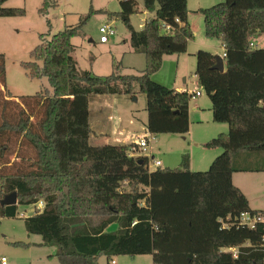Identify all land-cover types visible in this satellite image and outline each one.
Returning a JSON list of instances; mask_svg holds the SVG:
<instances>
[{
    "label": "trees",
    "instance_id": "16d2710c",
    "mask_svg": "<svg viewBox=\"0 0 264 264\" xmlns=\"http://www.w3.org/2000/svg\"><path fill=\"white\" fill-rule=\"evenodd\" d=\"M9 1L0 0V18L25 17V9L4 8ZM138 5L123 0L121 11L112 15L128 29L132 49L145 57L138 76L123 75L122 63L107 77L79 68L72 40L93 10L78 26L47 40L56 0H43L38 12L50 29L40 35L31 61L21 64L31 80L47 79L52 91L13 97L0 55V222L16 218L20 208L35 207L26 230L40 236L42 246L57 247L51 258L60 264H99L102 257L110 264L115 257L142 255L152 256L153 264H264V224L255 229L239 224L241 215H264V210H252L233 183L235 174L264 172V165H254V159H264V49L252 42L264 34V0H225L199 10L205 37L224 46L225 71L214 69L216 56L199 51L196 76L212 103L213 121L229 126L227 134L204 146L222 150L207 172L190 171L188 155L180 170L150 171L149 159L131 157V147L90 144L93 96L144 95L151 135L190 131L192 95L152 80L165 56L186 54L195 38L188 0H143L155 17L142 31L131 24ZM239 157L245 162L236 169ZM13 193L18 204L2 207ZM114 224L118 233H106ZM229 249H237L238 259Z\"/></svg>",
    "mask_w": 264,
    "mask_h": 264
},
{
    "label": "rangeland",
    "instance_id": "374dc122",
    "mask_svg": "<svg viewBox=\"0 0 264 264\" xmlns=\"http://www.w3.org/2000/svg\"><path fill=\"white\" fill-rule=\"evenodd\" d=\"M58 7L51 10L48 19L51 22V36H48L49 27L46 18L39 15V9L42 7L43 0H10L4 5V8L25 9V17L17 18H0V55L5 56L6 65V86L7 90L15 98L32 97L36 94L50 90L52 91L47 79L31 80L26 71L22 68V63L31 61L30 53L42 44L40 35H47V40L65 28L76 27L89 15L90 10L93 13L83 26L80 36L74 38L72 43L75 47L74 58L78 62L79 68L88 71L99 77L110 76L113 72V66L117 63L123 64V75L138 76L145 70V57L136 53L130 45V33L123 22L112 17L121 11L120 2L123 0H56ZM138 2L139 13L131 17V24L136 31H141L147 22L154 19L155 14L145 11L143 0ZM225 0H208L199 2V0H189V20L193 26L192 30L195 35L194 40L189 42L188 53L181 55L185 57L178 72L177 58L178 55L167 56L169 59L165 63L161 71L152 77V80L168 89L176 81V87H180L189 91L198 90L202 97L191 99L190 109L195 106H201L204 110L203 115L199 113H191L192 122L190 126L193 129V139L203 140L205 129L211 125L205 122V125L198 123L200 117L203 119L213 118L212 103L205 91L198 83L196 76L197 58L199 51L212 53V51L222 55L221 46L215 43L216 49L206 48L208 46H196V42H212L205 37L204 18L199 13L198 7L208 9L215 5L223 3ZM101 12V13H100ZM105 25H112L116 30V36L111 38L108 45L100 44L99 30ZM261 33L253 37V44L259 42V38H263ZM127 41V45H125ZM138 54V55H136ZM180 57V56H179ZM165 58V57H164ZM183 77L187 78V84H184ZM172 90V89H170ZM140 97L138 102H133L129 109L125 110L128 118H134V126H136L137 138L139 141L143 138H151L154 140L148 145L146 153L137 152V158H148L149 166L152 170L154 167L153 159L160 160L163 163L161 169H182L181 164L183 157L189 154L190 145L188 140H184L181 135H151L147 129L148 113L147 101L144 95ZM201 102L202 105L198 103ZM125 107V106H124ZM212 124V121H210ZM192 123V125H191ZM141 138V139H140ZM138 142V143H139ZM137 143V144H138ZM192 144V143H191ZM220 149L208 150L204 148L195 149L192 147L193 159L196 165L193 172H207L212 164L199 165L203 154L215 155ZM218 155V154H217ZM218 155V156H219ZM217 156V157H218ZM235 159L233 167L238 169L243 167L245 157ZM216 159V158H214ZM15 160V156H11V163ZM252 162V161H251ZM257 167L264 165V159H254ZM252 164V163H251ZM234 185L245 191L252 199L255 207H263L264 205V172L262 173H238L234 176ZM35 213L33 206L20 208L16 218L2 219L0 222V260L5 258L8 264H60L57 258L54 261L49 257L57 254V247L42 246L43 240L40 236L30 235L25 226V220ZM20 214L24 218L20 217ZM100 220V219H96ZM120 227L117 224L111 225L106 233H118ZM23 243L28 247H16L14 244ZM113 260L116 264H153L152 256L142 255L135 258L128 256L115 257ZM99 264H108L107 259L102 257ZM111 264V263H110Z\"/></svg>",
    "mask_w": 264,
    "mask_h": 264
},
{
    "label": "crops",
    "instance_id": "0c3cea01",
    "mask_svg": "<svg viewBox=\"0 0 264 264\" xmlns=\"http://www.w3.org/2000/svg\"><path fill=\"white\" fill-rule=\"evenodd\" d=\"M202 1H208V0H199V2H202ZM188 7H189V0H188ZM198 9H202L201 5H200V7H198ZM189 22H190V20H189ZM189 24H190L191 28H193L191 23H189ZM193 30H194V28H193ZM208 41H212V42H196L195 41L193 44H195L198 47L208 46L206 48L216 49L215 43H218L221 46L222 55H220L218 53V51H216V52L212 51V54L214 56H218V57L224 59L225 49H224V46L221 43V41L215 40V39H208ZM126 42L127 41H125V45H127ZM108 44H101V45L106 46ZM188 47H189V45H188ZM254 47L264 49V36H263V38H259V42L255 43ZM187 53H188V51H187ZM136 55H138V54H136ZM185 57L186 56H184V58H181V55H180V57L178 56V58H177L178 72H180L179 67H180L181 63L182 62L184 63V61L186 60ZM168 59L169 58L167 56H165L164 61H163V67H164V64L167 62ZM167 63H169V62H167ZM224 65H225V61H224ZM187 81H188L187 78L183 77L184 84H187ZM168 86H171L170 89L175 90V91L180 92V93L187 92L188 94H194V92L198 91L197 89L194 91H189V90H186V89H183L180 87H176V81L172 85H168ZM200 97H202V94L197 98H200ZM139 99H140V97H138V96H136V97H126V96H93V97H91L90 102H89L90 126H91V130H92V134L90 137V144L94 147H102V146L133 147V146H137V143L139 141L135 140L137 138V131H136V126H134V118H128L129 115H127L125 113V110L130 108L129 105L131 103L138 102ZM194 99H196V98H194ZM198 104L202 105L201 102H199ZM203 111L204 110L201 108V106L200 107L195 106L193 109L191 108L190 109V120H191V122H192V118H191L192 114L191 113H199L202 116ZM210 121H212V124H210L211 123ZM205 122H207L208 125H211V126H209L207 128V130L205 129L203 131V132H205V135H206L203 140L201 139V141H198V140L193 139L194 132H193L192 126H190L189 133L187 135L183 136L184 140H186V141L188 140V143L190 145H192V146H190V149H188L189 154H187L189 156V159H190V171H192V172H193V167L196 165V163L193 159V152L194 151L193 152L191 151L192 147H194L195 149H200V148L206 149L204 146L210 140L216 138L220 134H227L229 132V126L227 124L215 123L213 121V118L211 120L210 118L208 119V117L206 119H203V117H200L198 123L200 125L204 126ZM191 125H192V123H191ZM218 151L219 150H217L215 155L213 154V155L208 156V154H206V153L203 154L202 160L199 161V165H205L206 166V165L211 164V162H213L215 160L214 158H217V156L219 155ZM221 153H222V150H221ZM152 159H154V157H152ZM156 161H160V160H156ZM160 162L162 163V161H160ZM162 166H163V163H162ZM234 176H233V182H234ZM239 189L247 197L249 204H250V208L252 210H254V211L264 210V205H263V207H259V208L255 207L253 204V201L249 197V195L245 191H243L241 188H239ZM51 257H54V256H51ZM51 257H49V258L53 262L54 258H51Z\"/></svg>",
    "mask_w": 264,
    "mask_h": 264
},
{
    "label": "built area",
    "instance_id": "2783aa9c",
    "mask_svg": "<svg viewBox=\"0 0 264 264\" xmlns=\"http://www.w3.org/2000/svg\"><path fill=\"white\" fill-rule=\"evenodd\" d=\"M169 30V29H168ZM100 33V44H108L111 40V38L116 36V30L112 25H105L103 27L100 28L99 30ZM225 57V55H224ZM193 99L197 98L201 95V93L199 91L194 92V94H191ZM154 140L153 137L151 138H142L140 140V142L137 144V146H133L131 147L130 150V156L137 158L136 153L140 152L142 153H146L147 152V148L148 145ZM154 167L157 168H161L162 167V163L160 161H156L153 159V163ZM150 171H153L151 169V166H149ZM38 209L42 210L44 208V203L40 202L37 205ZM35 208V207H34ZM20 217L24 218V216L22 214H20ZM239 224L241 226H246L250 229H255L256 226L258 224H264V215H255V216H251L249 214H243L241 215V218L239 220ZM226 227V226H225ZM227 251V250H225ZM228 252H230L233 255L234 259H238V251L237 249H229ZM0 264H8L7 260L5 258L0 260ZM111 264H116L115 261H112Z\"/></svg>",
    "mask_w": 264,
    "mask_h": 264
},
{
    "label": "water",
    "instance_id": "95a60500",
    "mask_svg": "<svg viewBox=\"0 0 264 264\" xmlns=\"http://www.w3.org/2000/svg\"><path fill=\"white\" fill-rule=\"evenodd\" d=\"M216 62H217V64L214 67V69L223 73L225 71L224 60L222 58L216 56ZM17 204H18L17 193H13V194L6 196L1 202L2 207L15 206Z\"/></svg>",
    "mask_w": 264,
    "mask_h": 264
}]
</instances>
